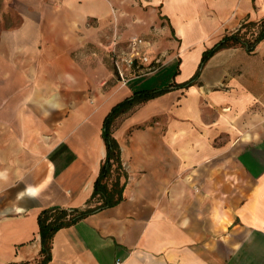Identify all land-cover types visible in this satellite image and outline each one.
I'll list each match as a JSON object with an SVG mask.
<instances>
[{"label":"crops","instance_id":"0c3cea01","mask_svg":"<svg viewBox=\"0 0 264 264\" xmlns=\"http://www.w3.org/2000/svg\"><path fill=\"white\" fill-rule=\"evenodd\" d=\"M262 18L264 0H0V264L38 261L43 208L86 205L113 105L187 82ZM133 36L155 68L121 78ZM114 137L125 199L59 229L47 264H264V40L217 51Z\"/></svg>","mask_w":264,"mask_h":264},{"label":"trees","instance_id":"16d2710c","mask_svg":"<svg viewBox=\"0 0 264 264\" xmlns=\"http://www.w3.org/2000/svg\"><path fill=\"white\" fill-rule=\"evenodd\" d=\"M252 28L255 29L252 30ZM262 40H264V18L259 21L243 22L237 30L225 33L212 47L207 48L203 52L194 76L187 82L181 84L173 82L163 88L137 89L131 96L113 105L104 119L103 139L107 147V155L101 164L92 195L83 207L52 205L40 211L38 221L41 250L40 258L35 264H47L51 260L53 238L59 229L74 225L88 215L115 206L125 199L124 190L128 176L123 165L122 148L114 137V132L126 116L130 115L146 101L166 93L173 86L183 87L195 83L207 61L217 51L225 47L243 46L248 52L252 53ZM115 171L117 176L112 181Z\"/></svg>","mask_w":264,"mask_h":264},{"label":"built area","instance_id":"2783aa9c","mask_svg":"<svg viewBox=\"0 0 264 264\" xmlns=\"http://www.w3.org/2000/svg\"><path fill=\"white\" fill-rule=\"evenodd\" d=\"M145 43V40L139 36H133L129 40V49L127 52H123L117 55L115 59V67L121 78L126 77V69L131 72L136 66L143 64L147 61L146 57H143L139 46Z\"/></svg>","mask_w":264,"mask_h":264},{"label":"rangeland","instance_id":"374dc122","mask_svg":"<svg viewBox=\"0 0 264 264\" xmlns=\"http://www.w3.org/2000/svg\"><path fill=\"white\" fill-rule=\"evenodd\" d=\"M253 29H255V28H252V30H253ZM110 51L114 52V50H113L112 47H111ZM111 56H112L111 61L113 62V66H115L114 57H113L112 54H111ZM154 66H155L154 63H152L151 65H147V66H145V65L139 63V65L136 66V68H134V70H135L137 73H138L139 71H143V70H144V72H147V71H150L151 69L155 68ZM176 71H177V70H176ZM132 73H133V72H132ZM136 110H137V109H136ZM113 167H114V166H113ZM116 176H117V172L115 171V172H114V175H113V177H112V178H113L112 181L115 179ZM110 182H111V181H110Z\"/></svg>","mask_w":264,"mask_h":264}]
</instances>
